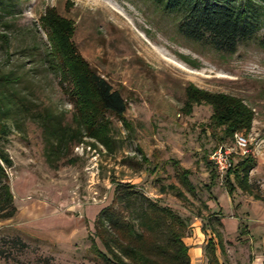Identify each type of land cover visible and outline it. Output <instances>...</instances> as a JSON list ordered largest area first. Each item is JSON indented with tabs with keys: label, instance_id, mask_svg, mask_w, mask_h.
<instances>
[{
	"label": "rangeland",
	"instance_id": "374dc122",
	"mask_svg": "<svg viewBox=\"0 0 264 264\" xmlns=\"http://www.w3.org/2000/svg\"><path fill=\"white\" fill-rule=\"evenodd\" d=\"M19 1L14 14L0 15V75H9L5 94H13L6 120L9 132L0 149L13 161L8 174L18 210L14 218L0 220V264H105L90 251L89 236L98 213L111 203L116 182L139 186L201 226L204 219L196 216L199 210L210 216L206 204L230 207L229 199L218 202L214 192L217 201L210 199L206 188L210 170L204 156L218 145L211 130L204 131L213 109L199 104L186 113L183 108L190 86L241 98L252 108L251 130L235 133L248 138L249 152L237 151L231 158L233 166L244 157L256 160L249 177L254 187L252 195L242 190L240 194L238 189L231 196L229 215L245 216L247 222L254 215L249 214L252 205L245 212L237 206L241 195V205L244 201L259 204L253 223L260 224L255 220L264 214V0H234L235 7L247 8L260 24L257 38L240 44L235 54L186 39L178 32L180 17L151 0ZM50 9L71 23L78 52L128 101L125 116L132 131L108 115L117 142L113 152L84 144L65 154L51 153L39 115L51 111L71 124L74 107L60 86V77L44 61L50 42L42 18ZM3 34L8 35L7 42ZM235 134L224 144L234 146ZM137 147L151 161L161 163L158 174L124 163L127 157L141 160ZM172 158L193 172L198 197L180 186ZM158 176L164 183L181 187L189 202L161 194L155 181ZM214 190L227 192L219 183ZM242 222L239 225L248 234L238 230L231 235L225 257L217 249L219 258L229 264H264V248L250 246V222L247 226ZM194 228L188 233L190 245L198 239ZM224 236L226 240V232ZM206 239L208 243L207 235Z\"/></svg>",
	"mask_w": 264,
	"mask_h": 264
},
{
	"label": "trees",
	"instance_id": "16d2710c",
	"mask_svg": "<svg viewBox=\"0 0 264 264\" xmlns=\"http://www.w3.org/2000/svg\"><path fill=\"white\" fill-rule=\"evenodd\" d=\"M151 1L164 11L180 17L177 28L183 37L219 52L235 54L240 44L255 40L260 30L258 20L247 8L235 7L234 0ZM19 4V0H0V15L14 14ZM42 21L49 29L50 42L44 61L60 77V86L74 107L71 124L63 123L62 116L51 111L39 115L51 144V153L65 154L74 146L84 144L95 150H100L101 145L108 152H113L117 142L108 115H114L132 131L125 116L128 101L78 52L72 42L73 28L68 20L50 9ZM1 38L8 41L7 34L1 35ZM9 83V75H0V142L9 132L6 120L12 111L9 97H13L11 92L5 94ZM199 104H207L213 109L204 131L210 129L217 139L218 145L214 151L232 139L236 132L250 131L253 127L255 114L241 98L188 87L183 109L189 113ZM136 150L141 160L136 156L127 157L124 163L132 168L144 166L149 174H158L163 167L161 163L151 161L140 147ZM210 155L204 156L210 170L206 188L211 195L210 199L217 201L212 190L219 183L218 172L209 160ZM170 163L180 186L193 197H198L197 187L191 180L193 172L182 167L177 159L172 158ZM256 166V160L248 156L238 160L229 169L224 185L230 196H234L238 189L252 195L254 186L250 184L249 177ZM11 167L13 161L10 156L4 149H0V220L12 219L18 211L8 174ZM155 181L161 194H171L178 200L189 202L186 193L178 185L164 183L159 176ZM255 197L261 198L257 195ZM205 208L209 210L207 204ZM224 216L221 207L216 211L210 210L207 218L201 210L196 216L204 219L203 231L211 229L217 238V243L210 239L204 247L207 264H229L226 259L221 262L217 254V249H220L224 257L226 253L227 242L222 223ZM192 224L191 218L182 216L170 206L162 205L139 186L116 182L111 203L101 209L94 221V233L89 237L90 251L105 264H192L189 247L184 242ZM245 228L239 227L242 235L248 233L243 230Z\"/></svg>",
	"mask_w": 264,
	"mask_h": 264
},
{
	"label": "crops",
	"instance_id": "0c3cea01",
	"mask_svg": "<svg viewBox=\"0 0 264 264\" xmlns=\"http://www.w3.org/2000/svg\"><path fill=\"white\" fill-rule=\"evenodd\" d=\"M238 191H239L240 194H243V192L241 190H238ZM213 192L218 197V200H219L218 202H220L222 200V198H223L225 201H228V199H229V201L231 203V206L230 207L228 206L226 208L224 206H220L218 203H216V204L212 205L211 207H209L211 209V211H216L218 209V207H221L223 212L226 214L224 216V218L222 219V223L224 224V229H225V231H223V233L225 234V232H226V236L228 237V238H226V241L230 242L231 241V235H233L234 233H236L239 230V227H240L239 224H240V222H242L241 218H243V222L242 223L246 224L247 221L245 220V216H239L238 217V216H236V214L229 215L230 208H232V202H231V196L228 193V191L226 192L227 194L226 193L225 194L224 193H219L216 190H214ZM234 196H235V194H234ZM238 197L240 199H243V196H241V195L238 196ZM240 199L238 200L239 202H238L237 206L239 208H241L245 212L246 209L249 210L251 205H252V207H253V208H251L252 212H250L249 214H250V216H252L253 214L255 215V216L253 215L254 217L252 216V218L251 217L248 218V222H247L248 224L250 222V231H251V233H250V235H248V237L250 238V246L252 248H254V247L255 248H264V214H263V219L255 220L256 222H259L260 224H257V223L254 224L253 223V218H255L257 216L256 214L259 211V208H258L259 204L256 201H252L251 204H249V202H245L244 201V203L241 205L242 202H241ZM258 201H260V200H258ZM251 213H253V214H251ZM251 221H252V223H251ZM195 225H196L197 228H194ZM246 226H247V224H246ZM191 228H194L193 231H195V232H194L193 235L197 236V238H198L197 241L194 242V245L188 244V241H190V240L192 241V239H189L188 236H187L188 238L186 237V239H184L185 244L189 247V256L191 258V262H192V264H207V261H206L205 256H204V247L207 244L206 235H207V238L209 240L212 239L214 241H215L216 236H215V234H212L213 236H210V230L209 229L206 232V233H209V234L204 235V233L202 232L201 223H199V222L192 224ZM221 262H222V260H221Z\"/></svg>",
	"mask_w": 264,
	"mask_h": 264
},
{
	"label": "built area",
	"instance_id": "2783aa9c",
	"mask_svg": "<svg viewBox=\"0 0 264 264\" xmlns=\"http://www.w3.org/2000/svg\"><path fill=\"white\" fill-rule=\"evenodd\" d=\"M248 145V138L245 135L235 134V147L222 144L210 155V161L218 172L219 184L224 185L226 175L229 169L233 167L232 154L241 151L240 154L246 155L249 152Z\"/></svg>",
	"mask_w": 264,
	"mask_h": 264
}]
</instances>
